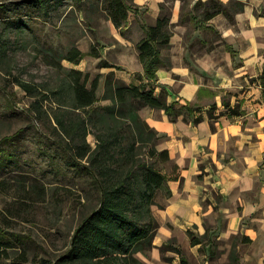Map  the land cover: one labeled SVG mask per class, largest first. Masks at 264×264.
<instances>
[{
  "label": "rangeland",
  "instance_id": "1",
  "mask_svg": "<svg viewBox=\"0 0 264 264\" xmlns=\"http://www.w3.org/2000/svg\"><path fill=\"white\" fill-rule=\"evenodd\" d=\"M124 2L129 5V22L119 33L108 16L105 0H62L45 9L32 0H0V140L11 137L0 143V229L10 241L7 251L11 257L24 253L23 264L55 263L69 246L81 219L98 203L99 193L91 176L71 165L59 144L66 138L55 124L54 114L66 121L83 119L84 112L72 106L70 85L78 72L79 80L86 75V87L99 75L95 91L98 97L102 94L103 77L110 70L126 83L145 82L139 72L124 71L128 64L140 63L136 43L144 36L142 24H154L158 17L167 20L165 30L169 36L159 46V68L182 66L188 76L202 84L204 90H200L199 100L193 104L196 113H207L203 97L215 102L213 115L218 107L226 111L222 101L234 106L238 113L243 111L245 100L252 98V108L264 102L262 91L257 98L252 93V88L259 85L258 72L264 68V35L257 32L252 37L255 19L264 16V0H160L155 5L138 0ZM216 10L221 12L205 18ZM172 14L177 18L174 23L170 21ZM249 36L256 39L261 54L258 63L251 64V70L258 74L239 76L237 68L248 48ZM75 48L82 56L70 61L68 57ZM172 55L176 59L173 62ZM104 63L110 67L102 66ZM14 77L35 84L41 91L35 98L36 110L30 109L33 95L15 84ZM158 84L157 81L155 92L163 86ZM209 87L210 93L206 92ZM107 103V99H98L96 105ZM146 109L144 106L138 110L143 119ZM255 115L253 112L250 117ZM87 119L86 141L92 147L97 128ZM160 140L158 137L145 143L160 150ZM148 147H137L138 157L150 161ZM154 161L163 170L169 168V162ZM165 198V190H158L156 204L161 206ZM215 237L207 231L203 241L209 243V253L202 257L198 251L188 262L238 264L240 252H250L244 246L239 251L238 235ZM175 247L168 242L137 252L136 256L146 264H180L181 253L177 256Z\"/></svg>",
  "mask_w": 264,
  "mask_h": 264
},
{
  "label": "trees",
  "instance_id": "2",
  "mask_svg": "<svg viewBox=\"0 0 264 264\" xmlns=\"http://www.w3.org/2000/svg\"><path fill=\"white\" fill-rule=\"evenodd\" d=\"M105 1L108 16L113 26L121 33L122 27L127 26L129 22L126 18L129 5L124 0ZM32 2L45 9L60 4L62 0ZM218 12L221 11L210 12L205 18L208 19ZM166 22L164 17H158L154 24H142L144 36L136 43L137 58L143 70L140 76L148 79V84L126 83L110 70L103 77V90L98 97L95 91L99 75L93 77L89 87H86V75L79 80L78 72L72 76L73 83L70 85L72 106L84 112L83 119L66 121L63 116L54 114L55 124L66 138L59 143L62 150L69 157L71 165L83 169L91 176L99 196L97 205L76 226L77 228L81 225L73 242L72 234L69 246L53 264H146L136 256V253L153 247L152 240L158 222L151 206L156 204L155 195L158 190L164 189L166 196L170 195L167 181L179 180L180 170L175 163H171L166 149L157 150L154 146H146V140L154 141L160 135L140 116L138 110L144 106L162 109L172 121L180 115L185 120L186 113L190 114L196 110L188 101L181 104L177 100L167 101V90L164 86H160L158 92H155L156 71L161 62L159 46L165 44L169 36L165 30ZM73 52L74 54L68 57L70 61L81 58L82 53L78 49H73ZM102 66L110 67V64L104 63ZM258 79L264 95V69ZM13 82L29 95H33L34 100L30 103V109L36 110L35 98L41 91H38L35 84L18 77H14ZM98 99H107L109 103L96 105ZM222 104L226 111H220L219 115L238 114L234 106L230 107L228 102L222 101ZM215 107V103L209 105L207 109L209 119L217 116L214 117L212 113ZM85 118H89L87 120L97 128L92 147L86 141ZM190 118L197 122L202 116ZM10 138L4 136L0 143ZM142 146L148 147L150 161L138 157V153L135 152L137 147ZM82 159L85 160L84 163L80 161ZM154 160L159 163L169 162V168L163 170L155 165ZM5 234L1 228L0 264H23L26 260L24 253L12 258L7 251L11 244ZM12 234L20 236L18 233ZM187 234L190 237V244L193 245L202 242L206 232L199 237L191 236L190 231H187ZM174 250L176 253L180 252L179 247H175ZM180 264L190 263L181 256Z\"/></svg>",
  "mask_w": 264,
  "mask_h": 264
},
{
  "label": "crops",
  "instance_id": "3",
  "mask_svg": "<svg viewBox=\"0 0 264 264\" xmlns=\"http://www.w3.org/2000/svg\"><path fill=\"white\" fill-rule=\"evenodd\" d=\"M138 1L155 5L160 0ZM173 7L177 8L176 2ZM177 18L172 14L170 21L174 23ZM252 30V37L257 32L264 35V16L255 19ZM252 37L247 38L248 48L241 55L239 76L250 72V77L256 73L251 70V64L258 63L261 54ZM179 57L180 60L181 54ZM174 58L172 55L170 60L173 62ZM128 65L125 72L143 71L140 63ZM156 75L159 84L167 90V101L177 100L180 104L188 101L193 106L200 90H204L182 66L172 64L167 69L158 68ZM259 87L258 84L251 87L253 98L260 95ZM209 90L211 88L206 92L210 93ZM215 98H219L218 94ZM202 100L203 109H208L212 101L207 97ZM248 100L241 105L243 111L235 115H219L222 107H218L213 120L205 111H193L186 113L185 120L180 115L172 121L162 109L147 106L144 119L159 133L160 148L167 150L171 163L180 170L179 180L167 181L171 193L162 205L151 206L158 222L153 249L170 242L180 248V256L187 260L199 252L205 257L209 243L202 240L191 245L187 231L195 237L209 231L216 239L238 235L239 251L240 246L250 251L240 252L236 259L238 264H264V102L252 108V98ZM253 112L256 115L251 118ZM198 114L201 120L193 122L190 117Z\"/></svg>",
  "mask_w": 264,
  "mask_h": 264
},
{
  "label": "water",
  "instance_id": "4",
  "mask_svg": "<svg viewBox=\"0 0 264 264\" xmlns=\"http://www.w3.org/2000/svg\"><path fill=\"white\" fill-rule=\"evenodd\" d=\"M80 227H81V225H79V226L76 228L75 232L73 233V237H72V239H71L72 242H73V240H74V238H75V235H76V233L78 232V230H79Z\"/></svg>",
  "mask_w": 264,
  "mask_h": 264
}]
</instances>
